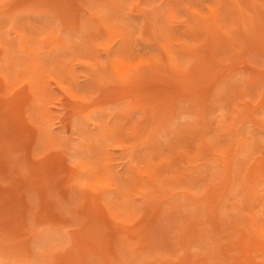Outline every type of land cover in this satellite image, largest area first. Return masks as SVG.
Instances as JSON below:
<instances>
[{
    "label": "rangeland",
    "instance_id": "obj_1",
    "mask_svg": "<svg viewBox=\"0 0 264 264\" xmlns=\"http://www.w3.org/2000/svg\"><path fill=\"white\" fill-rule=\"evenodd\" d=\"M0 264H264V0H0Z\"/></svg>",
    "mask_w": 264,
    "mask_h": 264
}]
</instances>
